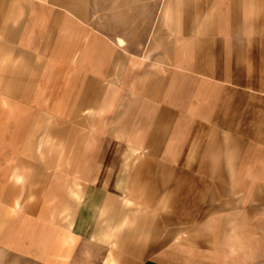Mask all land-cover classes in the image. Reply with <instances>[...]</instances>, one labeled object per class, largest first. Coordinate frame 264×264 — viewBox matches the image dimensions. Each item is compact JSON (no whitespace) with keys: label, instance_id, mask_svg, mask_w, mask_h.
<instances>
[{"label":"crops","instance_id":"1","mask_svg":"<svg viewBox=\"0 0 264 264\" xmlns=\"http://www.w3.org/2000/svg\"><path fill=\"white\" fill-rule=\"evenodd\" d=\"M97 1L0 0V126L92 131L44 174L0 138V250L105 264L126 201L140 264H264V0Z\"/></svg>","mask_w":264,"mask_h":264},{"label":"rangeland","instance_id":"2","mask_svg":"<svg viewBox=\"0 0 264 264\" xmlns=\"http://www.w3.org/2000/svg\"><path fill=\"white\" fill-rule=\"evenodd\" d=\"M108 1V2H107ZM124 1V2H123ZM142 0H136L141 2ZM97 0H90L92 14L98 7ZM109 0H102V11H110ZM120 7H126V1H120ZM125 10V9H124ZM123 11V9H121ZM92 23L94 19H91ZM105 21V20H104ZM109 21V20H108ZM109 23V22H108ZM121 27V23H120ZM89 126H83V128ZM92 131L80 129L77 122H65L58 119L43 118L36 126H0V138L6 139L8 144L14 140H22V144H33L23 146L22 153L38 156V162L33 164L38 166L40 173H51L53 171L70 170L77 165L73 156H84L88 154V145ZM33 141V142H32ZM32 142V143H30ZM15 149L9 145L7 151ZM7 152V153H8ZM132 208L131 205H129ZM118 208L120 215L119 225L112 227L109 209L103 212L104 219L99 223L101 237L107 240L103 245L107 248V258L105 264H140L141 259L138 253L127 248L126 225H127V203L122 201ZM140 210H135V216L140 214ZM138 214V215H137ZM121 217H124L121 219ZM0 264H40L32 260L14 256L12 253L0 250Z\"/></svg>","mask_w":264,"mask_h":264}]
</instances>
